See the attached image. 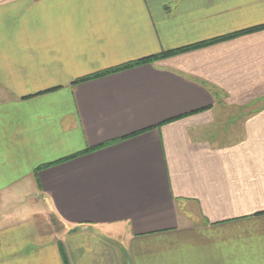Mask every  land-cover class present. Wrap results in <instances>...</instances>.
<instances>
[{
    "label": "crops",
    "instance_id": "obj_1",
    "mask_svg": "<svg viewBox=\"0 0 264 264\" xmlns=\"http://www.w3.org/2000/svg\"><path fill=\"white\" fill-rule=\"evenodd\" d=\"M263 25L264 0H0V264H264Z\"/></svg>",
    "mask_w": 264,
    "mask_h": 264
},
{
    "label": "trees",
    "instance_id": "obj_2",
    "mask_svg": "<svg viewBox=\"0 0 264 264\" xmlns=\"http://www.w3.org/2000/svg\"><path fill=\"white\" fill-rule=\"evenodd\" d=\"M261 27H264V25L261 26ZM261 27H255V28H252V29H249V30H246V31H240L238 33H234V34H231V35H228V36H224V37H220V38H216V39H212V40L196 43L194 45H190V46H187V47H182V48L175 49V50H172V51H166V52L158 54V55H151V56H148V57H144V58H141V59H138V60H135V61H131V62L125 63V64L117 66V67H113V68L101 71V72L96 73L94 75H90V76L84 77V78H82L80 80L98 78V77L105 76V75H108V74H111V73H114V72H117V71H121V70H124V69H127V68H133V67H136V66L144 64V63L153 62L154 60H157L160 57L174 55V54H177V53H180V52H183V51H187V50H190V49H193V48L201 47V46H204V45H207V44H211L213 42H217V41H220V40H223V39H226V38H230L232 36H235V35H238V34H241V33H244V32L256 30V29L261 28ZM48 165H50V164H46L44 166H48Z\"/></svg>",
    "mask_w": 264,
    "mask_h": 264
},
{
    "label": "rangeland",
    "instance_id": "obj_3",
    "mask_svg": "<svg viewBox=\"0 0 264 264\" xmlns=\"http://www.w3.org/2000/svg\"><path fill=\"white\" fill-rule=\"evenodd\" d=\"M60 222H58L56 219H52L51 220V225L54 229H61L62 228V224H59Z\"/></svg>",
    "mask_w": 264,
    "mask_h": 264
}]
</instances>
